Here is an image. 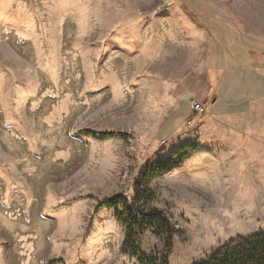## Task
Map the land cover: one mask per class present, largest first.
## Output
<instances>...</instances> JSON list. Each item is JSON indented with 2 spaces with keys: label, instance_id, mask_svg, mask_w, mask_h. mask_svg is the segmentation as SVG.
Here are the masks:
<instances>
[{
  "label": "rangeland",
  "instance_id": "rangeland-1",
  "mask_svg": "<svg viewBox=\"0 0 264 264\" xmlns=\"http://www.w3.org/2000/svg\"><path fill=\"white\" fill-rule=\"evenodd\" d=\"M244 49L264 61V0H0V264H140L100 202L131 199L159 159L179 161L147 186L180 232L169 252L141 234L150 264L263 230L264 104L243 101Z\"/></svg>",
  "mask_w": 264,
  "mask_h": 264
},
{
  "label": "trees",
  "instance_id": "trees-1",
  "mask_svg": "<svg viewBox=\"0 0 264 264\" xmlns=\"http://www.w3.org/2000/svg\"><path fill=\"white\" fill-rule=\"evenodd\" d=\"M98 139L115 135L125 136L120 131L85 130ZM179 160H154L145 165L134 181V195L128 199L123 193L107 197L100 205L113 207L115 216L125 229L122 252L137 257L140 264L154 261L152 255L140 249V236L146 230L165 239L168 252L171 251L174 236L180 229L172 221L166 210L153 205V193L147 186L150 179L165 166ZM166 264V257L163 258ZM193 264H264V229L248 236H237L220 245L211 253Z\"/></svg>",
  "mask_w": 264,
  "mask_h": 264
},
{
  "label": "crops",
  "instance_id": "crops-1",
  "mask_svg": "<svg viewBox=\"0 0 264 264\" xmlns=\"http://www.w3.org/2000/svg\"><path fill=\"white\" fill-rule=\"evenodd\" d=\"M241 47V44L239 45ZM243 65L236 67L235 79H241L247 84V89H254L250 98L243 94V101H247L250 104L261 103L264 104V61L254 62L251 61L249 54L243 50ZM233 79V77L226 76V79ZM248 104V105H249Z\"/></svg>",
  "mask_w": 264,
  "mask_h": 264
},
{
  "label": "built area",
  "instance_id": "built-area-1",
  "mask_svg": "<svg viewBox=\"0 0 264 264\" xmlns=\"http://www.w3.org/2000/svg\"><path fill=\"white\" fill-rule=\"evenodd\" d=\"M193 108L197 111H201L202 110V106L199 103H195L193 104Z\"/></svg>",
  "mask_w": 264,
  "mask_h": 264
}]
</instances>
